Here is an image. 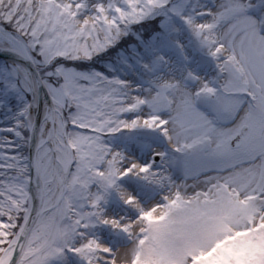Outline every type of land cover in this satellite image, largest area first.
I'll return each mask as SVG.
<instances>
[{"label":"snow or ice","instance_id":"obj_1","mask_svg":"<svg viewBox=\"0 0 264 264\" xmlns=\"http://www.w3.org/2000/svg\"><path fill=\"white\" fill-rule=\"evenodd\" d=\"M0 264H264V0H0Z\"/></svg>","mask_w":264,"mask_h":264}]
</instances>
